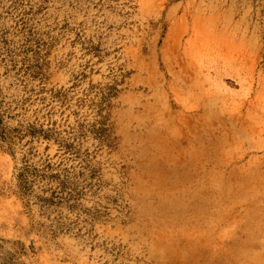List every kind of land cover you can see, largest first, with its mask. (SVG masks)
<instances>
[{
	"label": "rangeland",
	"instance_id": "rangeland-1",
	"mask_svg": "<svg viewBox=\"0 0 264 264\" xmlns=\"http://www.w3.org/2000/svg\"><path fill=\"white\" fill-rule=\"evenodd\" d=\"M1 36L6 101L26 94L16 72L41 65L65 95L59 130L117 91L114 147L87 136L89 167L67 163L91 183L74 209L19 192L22 156L38 166L45 143L0 140V264H264V0H0Z\"/></svg>",
	"mask_w": 264,
	"mask_h": 264
},
{
	"label": "trees",
	"instance_id": "trees-1",
	"mask_svg": "<svg viewBox=\"0 0 264 264\" xmlns=\"http://www.w3.org/2000/svg\"><path fill=\"white\" fill-rule=\"evenodd\" d=\"M7 44L4 36L0 37V43ZM7 57L0 51V62H6ZM11 68H6L5 73H9L16 68L15 60L10 59ZM43 67L35 64L20 68L16 75H21L18 79L24 85L25 93L19 99L6 101V95L0 87V140L6 148L14 152L15 145L24 142L28 146V154L35 155L36 150L33 145L35 142L45 143V158L40 160V164L32 165L29 163L27 155L22 156L21 167L17 174V186L20 194L27 198V203L31 200L39 204L43 210H49L53 207L65 206L68 209H74L78 206V201L84 195V188L91 186V183H85L82 186L79 178L82 172L73 174L70 169L73 166H67L68 161H79L78 164L85 163L89 167L86 151H82L80 139L91 136L97 147H114L112 128L109 124V98L117 91L115 86L102 88L95 95V99L90 102V107L95 112V120L87 124H78V132L59 130L56 120H52L53 114L58 113L55 107L51 105L53 101H58L63 107L65 102L64 93L46 90L43 83ZM30 76V81H39L36 86L28 88L25 76ZM47 93V95H45ZM38 104L33 111L34 120L31 122H19L15 127H9L6 124V118L13 119L25 115L30 106ZM15 111L14 114H11ZM23 111V112H22ZM64 111H60L62 115ZM40 115V117H39ZM42 119V120H41ZM65 133V134H63ZM56 146V152L53 155L48 154L51 146ZM88 154V153H86ZM94 172V173H93ZM96 170H91V177L95 175ZM35 187L41 194H35Z\"/></svg>",
	"mask_w": 264,
	"mask_h": 264
}]
</instances>
